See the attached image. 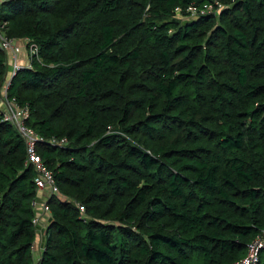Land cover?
I'll return each instance as SVG.
<instances>
[{
    "label": "trees",
    "instance_id": "trees-1",
    "mask_svg": "<svg viewBox=\"0 0 264 264\" xmlns=\"http://www.w3.org/2000/svg\"><path fill=\"white\" fill-rule=\"evenodd\" d=\"M0 31L36 47L5 101L59 191L37 198L4 120L0 49V264H234L264 240V0H7Z\"/></svg>",
    "mask_w": 264,
    "mask_h": 264
},
{
    "label": "built area",
    "instance_id": "built-area-1",
    "mask_svg": "<svg viewBox=\"0 0 264 264\" xmlns=\"http://www.w3.org/2000/svg\"><path fill=\"white\" fill-rule=\"evenodd\" d=\"M7 0H0V5L4 3ZM217 8H220L221 5L218 3H215ZM190 10L192 11V8L190 7ZM4 25V24H3ZM2 25V26H3ZM29 41H24L21 43H25V45L28 44ZM20 42L16 41L15 39L7 37L3 32L0 31V49L5 52V54L8 57L7 64L10 68V72L8 73L9 77H11L15 71L20 69L21 67L28 66L29 65V58L31 57L32 53L34 54L36 52V47L34 45H29V49H27L28 54L27 56V65H21L19 64L20 59L19 56L22 55V48L19 46ZM27 47V46H26ZM10 79V78H9ZM1 93L2 102L5 105L4 109V120L10 122L13 124L19 133L20 137L24 140L26 145V155H27V162H29L31 165H33L36 177L34 179V182L37 186V190L39 191L42 196L46 194V199L50 196H56L58 195L59 191L56 188L52 174L41 164V159L39 156L35 153V145L39 142L43 141L42 138L37 136L33 131L26 128L24 125L25 119L28 117V110L26 108L20 109L18 107H15L5 101V92L8 81L5 82ZM54 140H51V143H53ZM65 141L62 140L61 143H64ZM46 199H41L39 201L35 200L32 205L37 208V213L33 219V224L37 227L40 225L41 219L45 218L47 219L49 217V209L46 204ZM39 203L40 206H39ZM264 240L263 238H257L253 242H251L247 246V254L246 256L240 260L239 262H236L234 264H255L257 263V254L259 250L263 247Z\"/></svg>",
    "mask_w": 264,
    "mask_h": 264
},
{
    "label": "crops",
    "instance_id": "crops-1",
    "mask_svg": "<svg viewBox=\"0 0 264 264\" xmlns=\"http://www.w3.org/2000/svg\"><path fill=\"white\" fill-rule=\"evenodd\" d=\"M22 59H24V57H22ZM40 197H42V195L38 194L37 198L40 199ZM48 218L47 219H45V218L41 219L39 228L37 230L38 233L36 235V238H35V241H34V244H33V251L35 252V257H37V258L39 256V252L43 248V241H44L43 228L46 226Z\"/></svg>",
    "mask_w": 264,
    "mask_h": 264
},
{
    "label": "rangeland",
    "instance_id": "rangeland-1",
    "mask_svg": "<svg viewBox=\"0 0 264 264\" xmlns=\"http://www.w3.org/2000/svg\"><path fill=\"white\" fill-rule=\"evenodd\" d=\"M19 44V46L22 48V53L24 52V53H26V55L28 54V51H27V47H26V45H25V43H18ZM22 54V55H20L19 56V59H20V62H19V64H21V65H27V56L25 57V54ZM24 55V56H23ZM22 57H24V59H22ZM9 75L7 74V77H6V80H5V82L6 81H8L9 80ZM6 84V83H5Z\"/></svg>",
    "mask_w": 264,
    "mask_h": 264
}]
</instances>
